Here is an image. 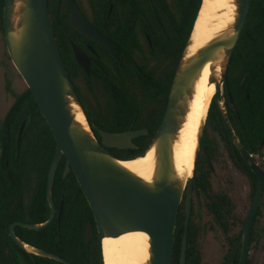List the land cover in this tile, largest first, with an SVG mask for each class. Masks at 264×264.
<instances>
[{
  "label": "trees",
  "instance_id": "16d2710c",
  "mask_svg": "<svg viewBox=\"0 0 264 264\" xmlns=\"http://www.w3.org/2000/svg\"><path fill=\"white\" fill-rule=\"evenodd\" d=\"M202 1L87 0L90 23L116 44L117 57L114 60L104 48V53H100L95 48L97 45H93L97 56L93 57L88 76L75 62L71 47V43L81 47L80 42L86 38L70 27L67 2L58 7L57 0H48L58 48L76 93L79 95V86L83 85L94 98L93 102L90 100L84 105L89 123L110 133L148 131L146 136L133 141L138 147L135 151L108 150L115 156H142L156 135ZM4 5L5 0H0V33L3 36ZM7 89L12 93L9 87ZM228 90L234 109L229 107L225 87L224 103L235 135L250 155L259 157L264 140V0H252L231 61ZM14 96L15 101L0 126V264H61L25 253L9 235L13 223L42 224L49 219L47 181L56 152L55 139L30 90ZM23 124L25 129L18 142ZM206 126L208 130L203 134L201 150L210 159L214 158L218 153V134L233 157L228 133L214 100ZM94 132L100 140L97 131ZM202 158L203 163L198 161L196 164L194 185L208 200L207 210L227 235L234 205L228 195L213 193L209 180L211 170L205 156ZM66 165V159L62 158L55 176L52 196L56 214L53 222L39 231L16 226L14 233L21 241L61 257L69 264H103L93 213L74 173L70 170L63 177ZM245 174L253 198L258 180L247 166ZM89 224H92L93 232L87 245ZM196 234L197 229L191 223L185 264H201ZM241 234L228 238L229 250L223 264L238 263ZM183 235V217L180 215L174 233V264L180 261Z\"/></svg>",
  "mask_w": 264,
  "mask_h": 264
},
{
  "label": "water",
  "instance_id": "95a60500",
  "mask_svg": "<svg viewBox=\"0 0 264 264\" xmlns=\"http://www.w3.org/2000/svg\"><path fill=\"white\" fill-rule=\"evenodd\" d=\"M68 3L71 7L69 25L88 39L106 47L116 59L115 43L86 20L74 0H68ZM251 4L252 0H234L232 20L195 48L196 18L175 72L166 109L156 135L142 156L124 159L110 154L106 148L137 150L138 147L133 144V140L146 136L148 131L110 133L91 126L59 51L48 0H5L4 41L9 59L32 93L56 142V152L47 181V202L51 210L49 219L42 224L16 222L9 228L10 238L22 251L35 257L69 264L61 257L21 241L14 233L16 226L39 231L53 222L56 211L52 190L60 161L65 158L67 165L63 177L70 170L74 173L93 213L100 241L105 238H119L132 232L146 234L149 256L143 264H174V233L185 194L186 218L179 261V264H185L194 173L210 105L214 100L228 133L236 164L242 169L243 164L246 165L258 180L257 190L241 234L238 264L248 263L253 225L262 201L264 209V170L238 141L227 106L225 103L222 104L225 99L224 91L220 92L224 87L227 89L229 107L234 109L228 90V75ZM72 47L76 63L89 75V58L74 45ZM207 65H210L211 73L209 82L214 84L215 90L200 121L193 167L191 175L188 176L187 173L179 174L176 169L174 146L190 111L197 83ZM78 115L82 116V121L77 119ZM24 129L23 124L18 142ZM94 129L98 131L101 141L95 136ZM216 137L221 152H224L219 135L216 134ZM263 146L264 140L261 144V147ZM152 149L154 164L151 179L144 180L122 165L124 162L143 157ZM238 155L243 163L240 162ZM62 207L63 204L60 207L58 222L61 219ZM92 232V224H89L86 233L87 245L92 238Z\"/></svg>",
  "mask_w": 264,
  "mask_h": 264
},
{
  "label": "rangeland",
  "instance_id": "374dc122",
  "mask_svg": "<svg viewBox=\"0 0 264 264\" xmlns=\"http://www.w3.org/2000/svg\"><path fill=\"white\" fill-rule=\"evenodd\" d=\"M86 9V0H79ZM86 16H89L87 11ZM12 91L9 92L7 88ZM27 86L13 67L6 49L4 36L0 33V126L15 101L14 95H20ZM223 90L221 89L222 93ZM224 104V101L222 102ZM208 130L204 127V132ZM203 132V133H204ZM209 135L212 133L209 131ZM262 155L258 157L260 167L264 170V146ZM201 154L199 153L198 156ZM198 162V161H197ZM203 163V162H202ZM197 164V163H196ZM213 174L210 179L213 193L226 194L234 205L233 218L230 220V230L226 235L215 223L213 216L207 211V199L200 193L201 209H198V198L193 195L194 223L200 228L197 246L201 255V264H223L229 250L228 238L238 236L244 229V223L251 209V188L246 177L232 164L228 155L217 153L212 161ZM255 219L248 263L264 264V210L262 207Z\"/></svg>",
  "mask_w": 264,
  "mask_h": 264
},
{
  "label": "bare ground",
  "instance_id": "6f19581e",
  "mask_svg": "<svg viewBox=\"0 0 264 264\" xmlns=\"http://www.w3.org/2000/svg\"><path fill=\"white\" fill-rule=\"evenodd\" d=\"M233 1H202L194 27L195 48L232 20ZM210 74V65H207L197 83L190 111L174 146V160L179 174L191 175L200 121L215 90L214 84L209 82ZM77 119L83 120L81 115ZM153 152L152 149L143 157L122 165L142 179L149 180L153 172ZM148 247L147 235L140 232L128 233L119 238H105L101 241L103 264H143L149 256Z\"/></svg>",
  "mask_w": 264,
  "mask_h": 264
},
{
  "label": "flooded vegetation",
  "instance_id": "af4514ba",
  "mask_svg": "<svg viewBox=\"0 0 264 264\" xmlns=\"http://www.w3.org/2000/svg\"><path fill=\"white\" fill-rule=\"evenodd\" d=\"M64 1H66L67 2V4H68V6H69V8H70V13H71V7H70V5H69V3H68V0H57V4H58V7H60L61 6V4L64 2ZM75 1V4H76V6H77V8H78V10L81 12V14L86 18V20L90 23V21H89V19H88V16H86V12L88 11L89 12V6H88V3H87V7H86V9L84 8V6L80 3V1L79 0H74ZM86 2H87V0H86ZM49 7V6H48ZM112 9V8H111ZM110 9V10H111ZM84 12V13H83ZM70 15V14H69ZM89 16H90V12H89ZM68 18H69V16H68ZM91 24V23H90ZM92 25V24H91ZM93 26V25H92ZM71 27V26H70ZM97 29V28H96ZM75 30V29H74ZM98 30V29H97ZM76 31V30H75ZM99 31V30H98ZM77 32V31H76ZM101 32V31H100ZM79 33V32H78ZM80 34V33H79ZM82 35V34H81ZM104 35V34H103ZM83 36V35H82ZM105 36V35H104ZM84 38H86V39H84V40H82L81 42H80V45H81V47H78V46H76L75 44H73V43H71V47H72V45H74L79 51H81L87 58H89V60H90V69H91V65H92V63L94 62L93 61V57L94 56H97V52L94 50V47H93V45H97V47L95 46V48H97V50H99V52L100 53H104V50H103V48L110 54V52H109V50L106 48V47H104V46H102V45H99L98 43H96V42H94V41H92V40H90V39H88L87 37H85V36H83ZM108 38V37H107ZM111 40V39H110ZM112 41V40H111ZM116 45V44H115ZM115 48H116V46H115ZM115 48H114V52H115ZM72 52H73V56H74V51H73V47H72ZM111 55V54H110ZM116 55V54H115ZM112 56V55H111ZM112 58H113V56H112ZM114 59V58H113ZM116 59H117V57H116ZM116 59H114V60H116ZM74 60H75V58H74ZM76 62V61H75ZM79 66V65H78ZM81 68V67H80ZM82 69V68H81ZM83 70V69H82ZM84 71V70H83ZM85 72V71H84ZM87 75V74H86ZM89 75H90V73H89ZM88 75V76H89ZM76 91V90H75ZM113 89H111L110 90V92L111 93H113ZM77 94V93H76ZM77 96H78V98H79V101H80V103H81V105H82V108H83V110H84V105H87V102L88 101H94V98H93V96L91 95V91L86 87V86H83V85H81V86H79V95L77 94ZM84 112H85V110H84ZM85 115H86V113H85ZM87 117V116H86ZM88 119V118H87ZM89 121V120H88ZM91 125V124H90ZM91 126H93L94 128H97L95 125H91ZM97 129H99V128H97ZM95 131H97L96 129H94ZM93 130V131H94ZM100 130V129H99ZM103 131V130H102ZM130 131V130H129ZM95 133V132H94ZM97 133H98V131H97ZM204 134V133H203ZM99 135V134H98ZM95 136H96V134H95ZM97 137V136H96ZM143 137V136H142ZM220 137V136H219ZM229 137V136H228ZM98 139V138H97ZM220 139H221V137H220ZM99 140V139H98ZM135 140V139H134ZM133 140V141H134ZM216 140H217V137H216ZM99 141H101V138H100V140ZM202 141V140H201ZM222 141V140H221ZM222 143H223V145H224V152H221V150H220V147H219V144H218V141H217V144H218V152L220 151V153H222V154H227L228 155V157L230 158V160H231V162H232V164L235 166V168L238 170V171H240V173H242L245 177H246V179L248 180V178H247V176H246V174H245V166L246 165H244L243 164V169L242 168H240L237 164H236V161H235V154H234V152H233V148H232V146H231V149H232V153H233V157H231V155L229 154V152H228V150H227V148H226V146H225V144H224V142L222 141ZM231 144V143H230ZM111 149H113V148H106V150L108 151V150H111ZM113 150H118V151H135V150H119V149H113ZM109 152V151H108ZM110 153V152H109ZM199 153L201 154L200 156H198V158H197V161H199V162H202V160H203V158L202 157H204L205 156V159H206V163H207V166L209 167V169L211 170V175H210V179H211V176H212V174H213V167H212V161H214L215 160V158H216V156H217V154L215 155V157L214 158H212V159H210L204 152H203V150H201V147H200V151H199ZM110 154H112V153H110ZM112 155H114V154H112ZM115 156V155H114ZM251 156H253V158H254V160L257 162V164L260 166L261 165V163H259L258 162V156H254V155H251ZM116 157H118V156H116ZM119 158H124V159H128V158H131V157H119ZM238 158H239V160H240V162L241 163H243V161H242V159H241V157L238 155ZM204 161V160H203ZM261 168V167H260ZM209 179V180H210ZM249 182V181H248ZM250 185V184H249ZM201 192H200V190L194 185V180H193V192H192V200H191V213H190V218H189V223H188V229H189V226H190V224L192 223V225L197 229V234H196V236H197V239H198V236H199V233H200V228L197 226V225H195V223H194V215H195V213H194V206H193V195L195 194L196 196H197V198H198V209H201V202H200V194ZM255 196V195H254ZM254 198V197H253ZM253 198H252V201H253ZM207 203H208V200H207ZM252 205V204H251ZM262 207V209H263V201L261 202V204H260V206H259V209H258V212H259V210H260V208ZM206 208H207V205H206ZM264 210V209H263ZM185 211H186V202H185V194H184V196H183V199H182V202H181V205H180V210H179V214H178V217L181 215L182 217H183V228L185 227V218H186V214H185ZM208 211V210H207ZM209 212V211H208ZM258 212H257V215H256V217L259 215L258 214ZM210 213V212H209ZM214 219V218H213ZM256 219V218H255ZM178 220V219H177ZM215 221V220H214ZM246 223V222H245ZM187 235H188V231H187ZM198 244V243H197ZM187 245H188V243H187ZM188 248V247H187ZM187 252V251H186ZM239 262V261H238ZM238 264V263H237ZM248 264V263H247Z\"/></svg>",
  "mask_w": 264,
  "mask_h": 264
},
{
  "label": "built area",
  "instance_id": "2783aa9c",
  "mask_svg": "<svg viewBox=\"0 0 264 264\" xmlns=\"http://www.w3.org/2000/svg\"><path fill=\"white\" fill-rule=\"evenodd\" d=\"M262 160L264 161V158H262Z\"/></svg>",
  "mask_w": 264,
  "mask_h": 264
}]
</instances>
